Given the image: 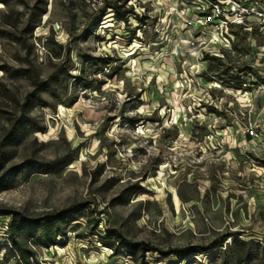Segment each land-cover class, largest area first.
I'll return each mask as SVG.
<instances>
[{
    "label": "rangeland",
    "instance_id": "1",
    "mask_svg": "<svg viewBox=\"0 0 264 264\" xmlns=\"http://www.w3.org/2000/svg\"><path fill=\"white\" fill-rule=\"evenodd\" d=\"M184 3L0 0V264L11 218L84 201L29 264H264V93L192 55Z\"/></svg>",
    "mask_w": 264,
    "mask_h": 264
},
{
    "label": "built area",
    "instance_id": "2",
    "mask_svg": "<svg viewBox=\"0 0 264 264\" xmlns=\"http://www.w3.org/2000/svg\"><path fill=\"white\" fill-rule=\"evenodd\" d=\"M179 14L193 31L188 45L197 60L224 64L225 55H237L226 63L230 82L245 95L264 93V0H185ZM206 141L212 143L211 136ZM258 149L264 154V137Z\"/></svg>",
    "mask_w": 264,
    "mask_h": 264
},
{
    "label": "trees",
    "instance_id": "3",
    "mask_svg": "<svg viewBox=\"0 0 264 264\" xmlns=\"http://www.w3.org/2000/svg\"><path fill=\"white\" fill-rule=\"evenodd\" d=\"M113 9H115L117 19H124L126 14L131 13V10L120 11L115 6H113ZM211 60L213 62H216L217 64L223 65V62L218 58L212 57ZM10 133L11 131L6 134V138L9 137ZM56 163L57 160L51 161L49 163L51 168L49 169L54 168L56 166ZM20 168L21 166L11 167L0 175V189L8 183V179H11L20 171ZM89 203L91 202L84 201L81 204H74L60 211L49 213L43 217L36 219L18 221L14 218H11L7 223V228L9 230V246H11V249L13 251L18 253V260L20 261V263L29 264V256H31L30 252H26L24 248L22 237H24L25 239H31V243L39 247L48 248L50 246L57 245L58 243H60L58 242L57 237H64L66 235V228L70 225L71 222L76 220V217H80V212L83 211ZM108 235L110 237L112 234L108 231ZM113 235H118V233L114 231ZM102 239L103 238H100L103 243L112 247ZM139 245L140 243H131L129 245V248L126 249L132 255L134 253V250L138 249ZM233 248L234 244L232 249ZM113 250L115 252L117 251L116 248H113ZM192 252L193 250H190L188 253L190 254ZM175 254L180 260L184 259L186 255L184 252L179 250L176 251ZM7 259L8 256H6L5 260Z\"/></svg>",
    "mask_w": 264,
    "mask_h": 264
},
{
    "label": "bare ground",
    "instance_id": "4",
    "mask_svg": "<svg viewBox=\"0 0 264 264\" xmlns=\"http://www.w3.org/2000/svg\"><path fill=\"white\" fill-rule=\"evenodd\" d=\"M215 87H218V85H214ZM176 118V117H175ZM171 192H173V203H174V205H175V209H179V198H178V195H177V193L175 192V191H171Z\"/></svg>",
    "mask_w": 264,
    "mask_h": 264
}]
</instances>
